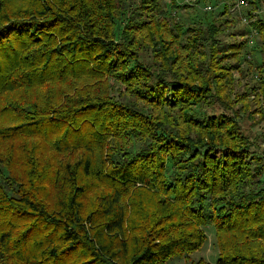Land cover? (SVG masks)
<instances>
[{"label": "trees", "instance_id": "trees-1", "mask_svg": "<svg viewBox=\"0 0 264 264\" xmlns=\"http://www.w3.org/2000/svg\"><path fill=\"white\" fill-rule=\"evenodd\" d=\"M173 8L174 0H0V264H164L198 249L209 220L216 264H264V182L253 181L240 129L212 117L200 131L133 107L163 83L139 59L146 48L161 68L171 62L204 82L193 50L222 21L191 28L179 45ZM256 26L264 34V21ZM183 86L191 97L196 87ZM139 133L155 145L131 154ZM218 147L226 153L209 155ZM167 158L185 174L165 179Z\"/></svg>", "mask_w": 264, "mask_h": 264}, {"label": "rangeland", "instance_id": "rangeland-1", "mask_svg": "<svg viewBox=\"0 0 264 264\" xmlns=\"http://www.w3.org/2000/svg\"><path fill=\"white\" fill-rule=\"evenodd\" d=\"M174 5L172 15L182 21V30L176 32L173 37V42L179 45L190 42L187 41V37L191 35V28L201 25L205 27L206 23L213 20L212 18L215 19L213 23L218 22L216 19L222 21L212 26L214 32L208 33V40L199 43L193 50L204 82L189 80L185 76L186 72H181L171 62L163 64L168 66L161 68L158 61L153 60V49L146 48L142 53H138L139 57L141 56L139 59L146 64L151 75L162 74L164 78L163 83L156 87L155 97L153 96L151 100L146 98L145 102L138 101L133 105L135 111L148 117L161 116L163 120L180 119L184 123L183 127L188 123H195L199 125L200 131L205 132H208L207 127L212 124L210 122L212 117L224 118L225 122L228 119L235 124L237 130L240 129V135L245 139L243 147L254 172L253 181L264 182V103L260 98L264 88V77L259 76V65L264 58V34H258L256 26L257 21H264V1L259 0L256 3L251 0H174ZM207 5L211 6V10L205 8ZM225 9L228 17L233 19L232 25L223 24L225 16L221 15ZM121 26L119 23L118 36ZM233 45L234 47L242 45V48L236 53H231L228 48ZM186 84L196 87L190 90L193 92L191 97L184 90L183 85ZM123 87L117 83L116 93L122 95ZM148 89V92L154 95V91L152 92L150 87ZM162 122L155 121L153 126ZM153 145L155 143H152L150 138H145L139 133L133 138L129 151L134 154L141 150H150ZM214 153L218 158L225 154L226 150L218 147L209 155ZM188 156L190 157L189 153L181 154L182 158ZM189 162H192L191 158ZM172 169L170 158H167L165 179L169 181L176 175L185 174L182 171L184 166L177 170L178 173ZM259 183L255 185L261 187ZM201 194L205 195L204 192ZM207 197L217 199L213 196ZM219 207L216 206V211L221 215L223 211H220ZM157 228H153L151 230L153 232L150 231L151 236L155 234ZM201 231L204 240L198 249L176 252L168 257L164 264H216L221 254L217 243L216 225L210 220L206 221L201 226ZM160 234L164 235L166 231L162 229Z\"/></svg>", "mask_w": 264, "mask_h": 264}, {"label": "built area", "instance_id": "built-area-1", "mask_svg": "<svg viewBox=\"0 0 264 264\" xmlns=\"http://www.w3.org/2000/svg\"><path fill=\"white\" fill-rule=\"evenodd\" d=\"M205 8H206L207 10H211V6H210V5H207Z\"/></svg>", "mask_w": 264, "mask_h": 264}]
</instances>
